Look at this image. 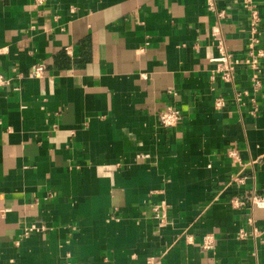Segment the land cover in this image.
Masks as SVG:
<instances>
[{"label":"crops","instance_id":"0c3cea01","mask_svg":"<svg viewBox=\"0 0 264 264\" xmlns=\"http://www.w3.org/2000/svg\"><path fill=\"white\" fill-rule=\"evenodd\" d=\"M250 1L0 0V264H264Z\"/></svg>","mask_w":264,"mask_h":264},{"label":"built area","instance_id":"2783aa9c","mask_svg":"<svg viewBox=\"0 0 264 264\" xmlns=\"http://www.w3.org/2000/svg\"><path fill=\"white\" fill-rule=\"evenodd\" d=\"M43 0H38V3H41ZM247 3H251L250 0H247ZM208 10L215 11V4L213 2H210L208 4ZM220 18L224 17V13H220L218 15ZM250 27H251V38L248 42V51L246 54V60L243 61L240 58L234 57L231 54H229L225 47L223 46V42H221L218 47L220 49L221 55L219 58H215L212 61L216 63L218 66L215 70V74L220 76V78L224 82H233L235 79V73L239 67L242 65H251L252 67H257L259 64V58L264 57L263 51H260L258 49L259 43H260V27L259 25V12L257 10L252 9L251 10V21H250ZM69 53L71 51L67 49ZM45 70L44 66H36L32 69L31 75L35 78H42L44 75ZM253 83L255 84L256 88H260V80L258 75L253 76ZM6 79L3 76L2 72L0 71V88L5 86ZM236 100H241V95H236ZM217 106H223V103L221 100L217 101ZM181 119V112L178 108L174 107H168L165 111L161 112L159 114V123L163 128H175L179 125V121ZM253 205L258 208H264V200L255 198L253 200ZM250 224L252 226L251 233H247L245 231H240L239 239L240 240H246L249 237L254 238H261L264 241V227H256L254 220L250 221ZM215 240L212 236H207L204 239L203 247L205 250H213L214 249ZM148 264H153L152 260L148 261Z\"/></svg>","mask_w":264,"mask_h":264}]
</instances>
